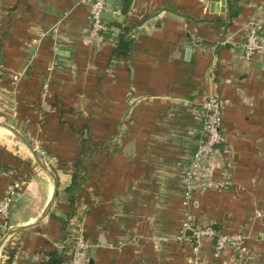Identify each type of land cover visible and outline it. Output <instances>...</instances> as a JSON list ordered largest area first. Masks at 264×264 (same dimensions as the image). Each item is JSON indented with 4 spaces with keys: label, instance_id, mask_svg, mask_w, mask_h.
<instances>
[{
    "label": "crops",
    "instance_id": "1",
    "mask_svg": "<svg viewBox=\"0 0 264 264\" xmlns=\"http://www.w3.org/2000/svg\"><path fill=\"white\" fill-rule=\"evenodd\" d=\"M103 18L92 39L83 0H0V120L58 179L46 219L11 236L0 263L16 252L42 264L81 223L91 264H264V52H243L253 26L264 42V0H107ZM121 34L134 38L128 59L116 53ZM213 94L225 101L224 139L199 176L228 184L196 193L191 208L197 225L243 234L241 255L217 252L215 238L198 253L178 239L183 175ZM83 140L94 156L82 158ZM10 190L17 227L41 215L53 184L0 128V199Z\"/></svg>",
    "mask_w": 264,
    "mask_h": 264
},
{
    "label": "built area",
    "instance_id": "2",
    "mask_svg": "<svg viewBox=\"0 0 264 264\" xmlns=\"http://www.w3.org/2000/svg\"><path fill=\"white\" fill-rule=\"evenodd\" d=\"M83 1L89 5L90 9L91 23L89 36L92 39H97L107 30V25L103 18L107 0ZM258 28L259 26L250 28L246 41L243 44L244 57L247 60H252L257 53L264 52V42L259 39ZM19 77V74L14 75V81L18 80ZM224 107V99L217 94L210 95L203 103L201 136L198 139L196 149L192 153L183 175L184 215L178 239H191L193 242V251L198 253L202 239L215 238L214 247L217 252H221L227 247H232L235 253L241 255L240 251L244 240L243 234L218 232L213 226L197 225L191 208L192 199L196 193L212 188H223L228 184L226 180L212 179L209 177L201 178L199 176V171H201L206 159L215 153L217 146L224 139L221 130ZM41 153L44 154L43 151ZM14 195L15 191L10 190L5 197L0 199V218L6 230L11 228L9 219ZM257 215L264 217V211H258ZM9 239L3 245L0 255H3L8 249ZM64 247L67 248V260L64 264H91V245L86 236L83 224L78 223L75 225L73 231L62 242L61 248L63 249ZM11 264H19L16 252L13 254Z\"/></svg>",
    "mask_w": 264,
    "mask_h": 264
},
{
    "label": "water",
    "instance_id": "3",
    "mask_svg": "<svg viewBox=\"0 0 264 264\" xmlns=\"http://www.w3.org/2000/svg\"><path fill=\"white\" fill-rule=\"evenodd\" d=\"M0 128L8 130L14 137H16L18 140H20L29 149V151L31 152L32 156L34 157V159L36 160L38 165L48 175V177L50 178V180L52 181V184H53L52 196H51L47 206L45 207L44 211L41 213V215L35 221H33L31 223H28V224L22 225V226L9 228L7 230V232L3 235V237L0 239V252H1L3 245L11 236H13L16 233H19L21 231L35 227V226L41 224L46 219V217L48 216V214H49V212H50V210H51V208H52V206L56 200V197H57L58 179H57V176H56L54 170L52 169L51 165L47 161V159L44 157V155L39 151V149L36 147V145L26 135H24L21 131H19L14 126H12V125L4 122V121H1V120H0Z\"/></svg>",
    "mask_w": 264,
    "mask_h": 264
},
{
    "label": "trees",
    "instance_id": "4",
    "mask_svg": "<svg viewBox=\"0 0 264 264\" xmlns=\"http://www.w3.org/2000/svg\"><path fill=\"white\" fill-rule=\"evenodd\" d=\"M222 24H226L224 23V21L222 22ZM229 25V23H228ZM226 24V26H228ZM134 42V38L131 36H126L125 34H121L120 35V39H119V43L117 45L116 48V53L119 56H123L124 58L128 59L131 55H132V47H133V43ZM0 63H1V50H0ZM82 145H83V152H81L82 154V158L84 157H92L94 156L96 153V150L92 153V154H88L87 150H89L88 147L85 146V140L82 141ZM82 158L78 161L77 163V167L80 168L82 167ZM81 181L78 179V172H75L73 175V182L71 184V186L68 188V191L72 194V192H74L75 190H77L80 187ZM72 196V195H71ZM67 248L64 247L61 251L55 249L54 251L50 252L46 258L45 261L42 262V264H64V262L67 260ZM2 264V263H0Z\"/></svg>",
    "mask_w": 264,
    "mask_h": 264
},
{
    "label": "bare ground",
    "instance_id": "5",
    "mask_svg": "<svg viewBox=\"0 0 264 264\" xmlns=\"http://www.w3.org/2000/svg\"><path fill=\"white\" fill-rule=\"evenodd\" d=\"M1 129H3V128H1ZM8 131V130H7ZM9 132V131H8Z\"/></svg>",
    "mask_w": 264,
    "mask_h": 264
}]
</instances>
